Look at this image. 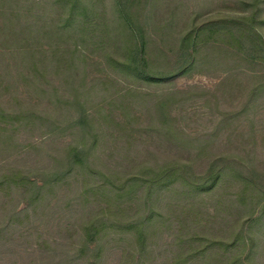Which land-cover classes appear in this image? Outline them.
<instances>
[{"label": "rangeland", "instance_id": "rangeland-1", "mask_svg": "<svg viewBox=\"0 0 264 264\" xmlns=\"http://www.w3.org/2000/svg\"><path fill=\"white\" fill-rule=\"evenodd\" d=\"M244 1L0 0V264H264V0ZM118 3L145 66L117 60ZM109 218L143 244L101 228L78 254Z\"/></svg>", "mask_w": 264, "mask_h": 264}, {"label": "trees", "instance_id": "trees-1", "mask_svg": "<svg viewBox=\"0 0 264 264\" xmlns=\"http://www.w3.org/2000/svg\"><path fill=\"white\" fill-rule=\"evenodd\" d=\"M75 1H77V0H75ZM241 4H242V9L246 10L245 9L246 3H245L244 0H242ZM71 7H72V9L75 10V7H76L75 6V2L71 5ZM117 7L119 8V13L121 14V18L123 19L125 25L128 26L127 29L129 30V34L131 35L133 43H135V44L133 45L132 48L125 49L124 51H122V53L119 55V57L118 58L116 57V58H117L118 61L121 58H124L125 59V64H126L125 66H127V67H129L131 69L132 68L134 69L135 68L134 64H136L138 62L142 63V65L145 66L146 62L144 61V59L143 58H139V56H138L140 53L138 54L136 52L137 50L133 49L137 45L138 37H137V35L134 34L128 17L123 14V11H121L120 3L117 4ZM243 10L240 12V14H242V15L245 12ZM250 27L252 28V26H250ZM5 29H8L7 26H5ZM254 35L255 34H252L251 38L255 40L256 36H254ZM131 38L129 37V39H131ZM181 41H182V44H183L184 48H186L185 44L190 41V45H191L193 40H192V37L190 39V36L187 35V36H183ZM253 44H254V42H253ZM253 47L257 48L255 45ZM258 47H261V46H258ZM141 51H143V49H141ZM110 55H111V58L114 60L113 57L116 55V53L115 52H110ZM116 58H115V60H116ZM141 69L142 68L139 69L138 67H136L135 70H136L137 73L142 75ZM144 76H147V75L144 74ZM165 177H167V176H164V178ZM145 220H149V218H145L144 221ZM106 222H109V224L106 223ZM118 222L119 221H116L115 218H109V220L107 219L105 221V223H99V221L98 222L93 221V222L89 223L85 227L86 236L83 238L82 249L78 252V254H80V253L83 254L84 252L92 251L94 253V255H92L93 258H95V257L97 258L100 255V253L102 251V248L100 246H98L97 244L95 245V241L98 239V236L101 233L100 232L101 228L104 229V230H109V231H116V230H119L120 228H124V229H126L128 231L129 230H136V238L138 240V244H143V242L145 240V235H144V232H143V229H142V225L140 223L136 224L135 223L136 221H134L132 219H130V220L124 222V223H118ZM92 245H95V246L93 248H91ZM58 259H59V261H63L64 260V262H65L66 260H68L70 258H68V256L64 255V257H60Z\"/></svg>", "mask_w": 264, "mask_h": 264}]
</instances>
